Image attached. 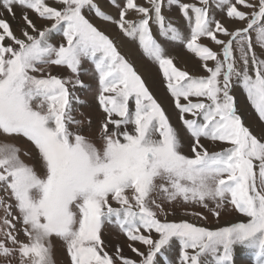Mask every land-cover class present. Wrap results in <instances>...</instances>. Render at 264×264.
<instances>
[{
	"label": "snow or ice",
	"instance_id": "1",
	"mask_svg": "<svg viewBox=\"0 0 264 264\" xmlns=\"http://www.w3.org/2000/svg\"><path fill=\"white\" fill-rule=\"evenodd\" d=\"M108 2L118 19L99 0H0V264H56L53 237L69 264H235L236 249L250 257L245 264H264V0ZM173 7L187 35L164 14ZM217 11L244 26L230 30ZM92 15L114 23L158 66L183 135ZM153 26L207 74L177 67ZM84 62L97 84L95 128L77 95L92 91L81 79ZM50 66L69 74L53 75ZM234 87L246 93L258 133L242 118ZM202 140L226 146L210 151ZM187 205L217 222L227 211L241 219L215 228L168 220L176 208L208 219ZM108 229L139 259L125 257L119 243L109 254Z\"/></svg>",
	"mask_w": 264,
	"mask_h": 264
},
{
	"label": "rangeland",
	"instance_id": "2",
	"mask_svg": "<svg viewBox=\"0 0 264 264\" xmlns=\"http://www.w3.org/2000/svg\"><path fill=\"white\" fill-rule=\"evenodd\" d=\"M99 2L103 10L113 15L115 19L119 18L118 10L115 7L111 6L108 0H99ZM185 2L191 3V2H195V0H185ZM137 3L147 6L146 0H137ZM164 14L166 15V17L175 18L179 23L180 28L187 35L188 30L185 27L184 21L180 19L178 10L175 7H173L171 10L165 9ZM127 18L130 20H135L138 17L135 12H130ZM216 18L220 19L222 23H224L227 27H229L230 30L244 26L239 22L227 19L224 16V14L219 11L216 12ZM89 19L94 25H96L99 29L104 31L105 34L109 35L110 38L114 39L121 53L124 54L126 58L130 59L133 62L134 66L136 67L139 73L141 72V70L147 73L145 77L141 73L140 74L146 80L150 91L153 93L155 98L158 100L159 103H161L162 107L165 109L166 114L170 117V122L176 128L181 129V134L183 135V129L181 128V124L179 121L178 111L175 109L174 103L170 95L167 93L165 87L163 86V81L161 78V74L158 71V66L153 62H151L150 60H148L145 56H143L142 51L138 47V42L132 41L130 38L125 37L114 23L102 21L99 18H96L94 15L89 16ZM152 30L158 42H160L163 46L166 47L168 54L171 56L177 67H180L181 69L188 71L192 75L203 76L207 74L201 68V61L199 60V58L195 56V54L187 51V49L182 44L166 42L163 38H161L157 34V29L155 26H153ZM219 38L225 39V37H223L222 35H220ZM52 42L58 44L59 42H61V38L57 36L55 40V37H53ZM200 42L211 47L214 51H219L218 47L214 43H211L207 38H202ZM129 51H132V55L134 54V56L132 57L129 56L128 54ZM235 55L239 57V52L236 51ZM209 66H213L212 62H209ZM83 68L85 70H88L89 74L86 75L82 73L81 79H83L85 83L90 84L92 86V91L79 90V89L77 90V95L80 97L82 101L86 102L84 105L80 106V112H82L86 118L92 119L93 127L95 128L97 126V121L101 115L98 105L94 98L97 84L95 79L91 75L92 66L90 65V63L84 62ZM49 70L53 75L67 76L69 74L66 68L60 66H50ZM234 95L237 101V105L241 110L242 118L244 119L246 125H253L254 127L250 130H253L254 133H258L259 127H255L259 123L258 117L256 116L254 109L250 106V103L246 100V93H244L241 88L234 87ZM193 100L195 101V98H193ZM132 106L134 107V104ZM85 132L87 134L86 129ZM15 142L18 145H20L22 148H26L30 146L29 142H27L24 139H18ZM202 143H204L205 146L208 147L210 151L212 150L218 151L226 146L220 143L212 144L207 140H202ZM185 144L186 145L183 151L186 154H190L187 147V139H185ZM185 207L187 208L189 213L200 212L203 213L204 216H207L208 219L205 221L195 215H190V214L185 215L182 213V210L180 208H176L174 209L176 215H169L168 220L179 221L181 219H184L198 225L215 228L217 226L225 225L227 223L241 219L239 214L236 213L235 211H227V212H222L219 221L217 222V220L207 210L201 207L195 205H187ZM109 233L111 234L113 233V236ZM117 235L118 234H116V231L112 229H108L103 235V239L105 240V243L108 245L107 251H109V254H112L115 251V246L117 244V242L113 244L110 243L111 242L110 240L113 237H117ZM109 236L112 237L109 238ZM118 243L122 246L123 254L125 257L132 259H139V257H137L127 247V241L123 235L119 237ZM52 244L54 246L53 257L56 264H69V257H67L66 255V248L62 245V242L58 238L53 237ZM135 246L139 248L140 251L146 252V248L143 245L137 243ZM249 260L250 257L248 256L246 251L242 249H236L235 264H245V262Z\"/></svg>",
	"mask_w": 264,
	"mask_h": 264
},
{
	"label": "crops",
	"instance_id": "3",
	"mask_svg": "<svg viewBox=\"0 0 264 264\" xmlns=\"http://www.w3.org/2000/svg\"><path fill=\"white\" fill-rule=\"evenodd\" d=\"M47 22V21H46ZM45 21H37V25H38V27H43V26H46L48 23H46ZM13 28L15 29L16 27H15V23H13ZM18 34V33H17ZM56 38H57V36H55V40H56ZM186 145V144H185ZM115 206V205H114ZM114 232V231H113ZM117 234V233H116ZM112 236H113V233L111 234ZM112 236H109V238H111ZM121 235H117V237H113L110 241V243H115V242H117L118 243V240H119V237H120ZM139 244V243H138ZM139 249V248H138Z\"/></svg>",
	"mask_w": 264,
	"mask_h": 264
},
{
	"label": "bare ground",
	"instance_id": "4",
	"mask_svg": "<svg viewBox=\"0 0 264 264\" xmlns=\"http://www.w3.org/2000/svg\"><path fill=\"white\" fill-rule=\"evenodd\" d=\"M130 52H131V53H130ZM128 54H129V56H131V57H132V56H134V54L132 55V51H129V52H128ZM140 73H141V74H142L144 77H145V76H146V74H147V73H145V72H144V71H142V70H141V72H140ZM149 81H151V80H149Z\"/></svg>",
	"mask_w": 264,
	"mask_h": 264
}]
</instances>
